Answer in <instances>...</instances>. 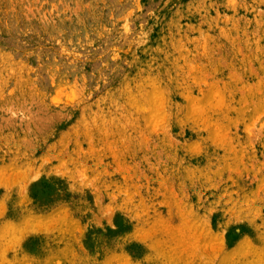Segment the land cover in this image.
Returning <instances> with one entry per match:
<instances>
[{
    "label": "rangeland",
    "instance_id": "obj_1",
    "mask_svg": "<svg viewBox=\"0 0 264 264\" xmlns=\"http://www.w3.org/2000/svg\"><path fill=\"white\" fill-rule=\"evenodd\" d=\"M0 264H264V0H0Z\"/></svg>",
    "mask_w": 264,
    "mask_h": 264
}]
</instances>
